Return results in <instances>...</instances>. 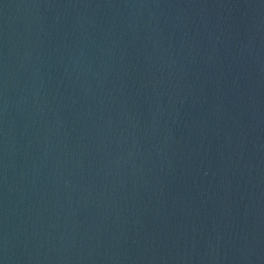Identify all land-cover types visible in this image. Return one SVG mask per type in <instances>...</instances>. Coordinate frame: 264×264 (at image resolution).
<instances>
[{"label":"water","instance_id":"1","mask_svg":"<svg viewBox=\"0 0 264 264\" xmlns=\"http://www.w3.org/2000/svg\"><path fill=\"white\" fill-rule=\"evenodd\" d=\"M0 264H264V0H0Z\"/></svg>","mask_w":264,"mask_h":264}]
</instances>
